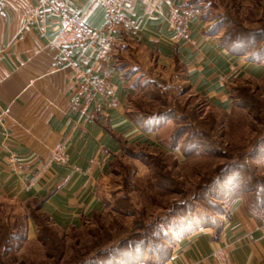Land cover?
I'll return each mask as SVG.
<instances>
[{
  "label": "crops",
  "instance_id": "crops-1",
  "mask_svg": "<svg viewBox=\"0 0 264 264\" xmlns=\"http://www.w3.org/2000/svg\"><path fill=\"white\" fill-rule=\"evenodd\" d=\"M0 1L5 4L0 14V197L19 202L29 214L27 242L38 241L31 210L64 234L103 215L114 162L129 147H155L183 158L167 142L173 120L146 126L135 119L130 104L143 87L182 75L195 95L228 113L234 107L232 87L264 76V61L223 44L222 27L214 26L198 0H129L123 12L135 28L114 31L105 53L109 34L102 29L106 7L101 3L86 19L93 36L82 45L58 48L53 42L62 28L59 16L48 14L45 25L36 16L27 21L40 0ZM57 1L74 13L89 3ZM172 8L183 18L184 35L169 23ZM94 78L104 90L95 89ZM61 142L67 163H54L33 182ZM227 210L215 226L197 225L179 235L161 264H213L211 255L221 248L231 252L234 264H264V213L251 211L243 195Z\"/></svg>",
  "mask_w": 264,
  "mask_h": 264
},
{
  "label": "rangeland",
  "instance_id": "rangeland-1",
  "mask_svg": "<svg viewBox=\"0 0 264 264\" xmlns=\"http://www.w3.org/2000/svg\"><path fill=\"white\" fill-rule=\"evenodd\" d=\"M197 2L214 26L222 27V36L235 29L248 50H264V0ZM232 94L233 110L225 113L195 95L182 75L143 87L131 100V110L142 119L167 114L169 118L159 121H174L170 134L178 128L186 131L180 146H173L170 138L167 141L171 148L182 151L183 158L155 147L124 150L106 184L107 211L83 228L60 232L58 249L46 248L39 240H16L19 231L15 227L27 211L19 202L0 197V264H105L110 255L90 258L98 254L100 246L108 250L129 237L141 240L133 234L137 230L157 243V229L170 221H183L191 214L212 220L227 202L230 184H237L240 178L247 180L246 190L259 187L264 183V76L239 80ZM185 145H189L187 149ZM226 171L234 174L232 183L223 189L218 179ZM43 221L44 235L53 237L55 227L44 217ZM131 250L126 245L118 252L127 257Z\"/></svg>",
  "mask_w": 264,
  "mask_h": 264
},
{
  "label": "trees",
  "instance_id": "trees-1",
  "mask_svg": "<svg viewBox=\"0 0 264 264\" xmlns=\"http://www.w3.org/2000/svg\"><path fill=\"white\" fill-rule=\"evenodd\" d=\"M222 24L223 26H226V23L222 22ZM235 31H236L235 29H232L226 32L222 36L221 40L223 44L229 47L231 50L236 51L240 54L249 55L250 58L253 59L254 61L264 60V50L260 49L256 53L251 52V50H248L246 47H244L245 44L243 43L244 42L243 39H240L239 37H237L236 36L237 33L235 35ZM172 116H175V115H172ZM165 118H169L167 114H159V116H157L156 118H146V119H142V118L135 116V119L139 123H142L143 125H146V126L148 122H151L154 120L162 121ZM185 134H186V131H183L181 128L180 129L178 128L177 131H174L170 136V139L172 140V145L180 146L183 136ZM185 146H187L186 147L187 149L189 145H185ZM144 156L145 155H141V158ZM233 174H234V171H226L218 179L220 184L223 185L222 187L223 189H224V186H226L228 183H232ZM245 181L247 180H241L240 178L238 182L236 181L237 184H234V185L230 184L233 187L226 194L228 196L225 197L227 201L223 206L225 208L222 207L221 209H219V211H217L216 213L217 214L216 216L212 215L211 216L212 220H202L201 218L194 216L195 214H191L190 216L186 218V220L178 221V222L176 220V223L173 221L168 222L164 226V228H162V230L157 229L158 226L156 225L155 229H157L160 232L157 243H155V241H153L152 239H149L147 237L148 235H140L141 232L137 230L133 234L134 235L138 234L137 236H140L141 240L131 239V237H129L126 240L120 241V243L116 247L112 246L108 250L102 249L104 246L102 245L96 251L98 254L92 255L90 256V258L93 259V257H96L97 259V256L100 258L104 255H110L109 262L105 264H132L138 261L141 262L143 261V259L154 260L156 264H161L165 260V258H167L168 255L170 254V247H171L170 245L175 241V239H177L179 235H181L187 229H190L197 225L198 226H201V225L202 226H208V225L215 226L217 224L218 218L221 215H224L228 211L227 208H228V205L231 203V201L236 196H239V195H243L246 198L248 208L251 211L264 213V183H261L259 187L246 190L244 186ZM29 213L35 218V220L38 223V226H39L38 235H37L38 240L41 241L46 248L51 247L53 249H58L60 242H61L60 231L55 228L57 232L54 234L53 237L45 236L44 227H46V225H45V221H43L44 216L38 212H35V210H31ZM28 215L29 214L25 213L24 216H22V218L20 219L21 222L19 223L18 227L17 228L15 227V229H17L16 231H19V234H18L19 236L16 237V240L18 241H24L25 239H27V220L26 219L28 218ZM47 221L49 225L55 227L51 222H49L48 219ZM134 235H132V237H134ZM154 239H157V238H154ZM126 245H129V249L132 248V250L130 251L129 256L123 257L120 255V252L118 251L119 249H122ZM47 255L49 258H52V259L55 258V255L52 253H48ZM99 258L97 260L98 262L100 261ZM89 262L87 261L86 263H83V264H88Z\"/></svg>",
  "mask_w": 264,
  "mask_h": 264
},
{
  "label": "built area",
  "instance_id": "built-area-1",
  "mask_svg": "<svg viewBox=\"0 0 264 264\" xmlns=\"http://www.w3.org/2000/svg\"><path fill=\"white\" fill-rule=\"evenodd\" d=\"M129 0H89L88 6L80 13L72 12L66 2L57 0H40L38 6L27 17V21L33 20L36 16L45 25V18L48 14L59 16L62 22V28L58 37L53 42L55 47L78 46L84 44L93 36L94 30L86 24V19L91 10L97 4H103L106 7L105 22L102 29L109 34L107 41L103 45V52L112 48L111 34L121 29L129 32L135 28L134 22L124 14L125 4ZM5 10V4L0 1V14ZM171 27L180 35L185 34L184 21L178 9L172 8L169 16ZM91 83L97 90H104L103 82L99 78H94ZM68 161L66 155V143H59L50 153V157L45 162L42 170L34 177V180L41 179L42 173L48 170L54 163L66 164ZM213 264H234L231 252L227 248H221L211 255Z\"/></svg>",
  "mask_w": 264,
  "mask_h": 264
}]
</instances>
